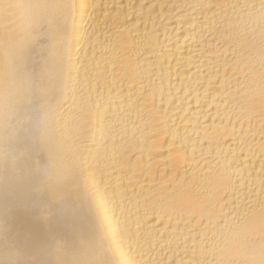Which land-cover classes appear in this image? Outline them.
<instances>
[{
    "label": "bare ground",
    "instance_id": "1",
    "mask_svg": "<svg viewBox=\"0 0 264 264\" xmlns=\"http://www.w3.org/2000/svg\"><path fill=\"white\" fill-rule=\"evenodd\" d=\"M0 264H264V0H0Z\"/></svg>",
    "mask_w": 264,
    "mask_h": 264
}]
</instances>
